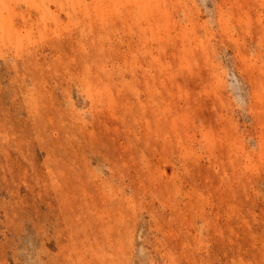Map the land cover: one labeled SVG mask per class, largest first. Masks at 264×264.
<instances>
[{
  "label": "rangeland",
  "instance_id": "obj_1",
  "mask_svg": "<svg viewBox=\"0 0 264 264\" xmlns=\"http://www.w3.org/2000/svg\"><path fill=\"white\" fill-rule=\"evenodd\" d=\"M264 0H0V264H264Z\"/></svg>",
  "mask_w": 264,
  "mask_h": 264
},
{
  "label": "snow or ice",
  "instance_id": "obj_2",
  "mask_svg": "<svg viewBox=\"0 0 264 264\" xmlns=\"http://www.w3.org/2000/svg\"><path fill=\"white\" fill-rule=\"evenodd\" d=\"M260 103L264 104V97L261 98Z\"/></svg>",
  "mask_w": 264,
  "mask_h": 264
}]
</instances>
